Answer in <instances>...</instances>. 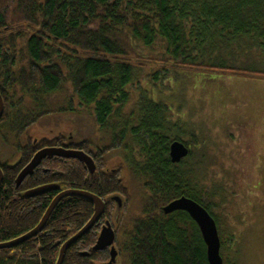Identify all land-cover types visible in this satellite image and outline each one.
Here are the masks:
<instances>
[{"label":"trees","instance_id":"1","mask_svg":"<svg viewBox=\"0 0 264 264\" xmlns=\"http://www.w3.org/2000/svg\"><path fill=\"white\" fill-rule=\"evenodd\" d=\"M260 39L264 0H0V132L20 152L16 164H1L0 242L34 228L58 190L77 189L99 196L105 210L67 249L62 264L109 259L107 250L92 249L105 220L116 229L115 264H209L193 219L181 210L165 214L162 207L181 196L192 198L218 227L216 194L199 168L202 159L194 158L191 144L197 143L185 130L187 122L171 121L165 99L153 93L161 95L159 84L179 68L264 73L226 65L221 51L235 44L244 55ZM242 54L230 58L240 60ZM78 111L88 133L82 134L83 126L77 133L48 129L50 135L33 144L32 130L46 118ZM175 139L189 148L177 163L169 156ZM45 146L83 150L95 171L75 158L51 157L16 185L19 171ZM115 156L120 163L109 168ZM44 184L58 190L25 196ZM111 195L123 200L122 207L107 201ZM92 213L85 198L64 197L41 233L0 249V264H54L60 245ZM234 236L219 235L222 252Z\"/></svg>","mask_w":264,"mask_h":264},{"label":"rangeland","instance_id":"2","mask_svg":"<svg viewBox=\"0 0 264 264\" xmlns=\"http://www.w3.org/2000/svg\"><path fill=\"white\" fill-rule=\"evenodd\" d=\"M263 40L244 55L241 47L227 45L221 50L226 65L264 72ZM240 53L243 56L238 60ZM233 54H237L234 61ZM175 73L159 84L161 95L156 91L158 85L151 88L155 98L165 99L171 121L187 122L185 130L195 136L197 144H191L194 158L202 159L199 168L216 194L212 210L219 218V235L224 239L235 235L229 249H220L223 264H264V73L240 74L210 67L179 68ZM78 112L46 118L32 134L41 136L46 131L50 135L48 129L81 132L83 113ZM84 129L82 134L91 128ZM18 151L0 132L1 161L14 163ZM119 163L115 156L107 165L116 168Z\"/></svg>","mask_w":264,"mask_h":264},{"label":"water","instance_id":"3","mask_svg":"<svg viewBox=\"0 0 264 264\" xmlns=\"http://www.w3.org/2000/svg\"><path fill=\"white\" fill-rule=\"evenodd\" d=\"M3 110L4 103L0 94V119L3 114ZM188 152V146H186L182 141L175 139L169 145V156L170 160L173 163L181 161V159L188 155ZM54 155L62 156L63 158H75L78 161L82 162L90 173H93L95 171V164L93 159L89 154H87L83 150L47 147L37 151L30 160V162L18 173L15 179L16 185H19L27 175H30L32 173L33 169L40 163L42 158ZM2 179L3 173L0 168V185ZM51 189H56V186L53 184L40 186L35 189L26 191L25 196L31 197ZM67 196H78L85 198L93 205V213L89 220L86 222V224L80 230H78L75 234H73L61 244L54 264H62L67 249L71 247L77 240H79L93 227V225L96 223V221L100 218V216L105 210V202L99 196L89 191L77 189H64L51 200L41 219L34 228L16 238L0 242V249L17 246L18 244L24 242L28 238H31L38 232H40L45 226L50 214L52 213L53 209L60 201V199ZM113 199L118 202L119 205L121 204V198L119 196H113ZM162 210L165 214L177 210L187 212L188 215L197 224L201 232L203 241L206 245V256L208 263L223 264V258L220 253L221 241L219 237L218 227L214 218L206 210L205 207H203L201 204H199L192 198L181 196L171 200L169 203L164 205L162 207ZM114 240L115 230L109 221H105V223L101 226L100 232L92 249L98 251L103 250L105 248H109V260L99 264L115 263L117 250L114 246ZM82 255H87V252H83Z\"/></svg>","mask_w":264,"mask_h":264},{"label":"flooded vegetation","instance_id":"4","mask_svg":"<svg viewBox=\"0 0 264 264\" xmlns=\"http://www.w3.org/2000/svg\"><path fill=\"white\" fill-rule=\"evenodd\" d=\"M43 132H44V131H43ZM48 132H50V131H48ZM47 136H49V135L46 133V131H45L44 133H42L41 136H33V138H32L33 144H35L38 140H40V139H42V138H45V137H47ZM47 147H50V148H63V146H60V147L45 146L44 148H47ZM16 148H17V147H16ZM41 149H43V148H40L39 150H41ZM17 150H18V148H17ZM39 150H37V151H39ZM37 151H36V152H37ZM36 152H35V153H36ZM18 153H20V152L18 151ZM35 153L33 154V156L35 155ZM33 156H32V157H33ZM19 157H20V155L18 156V159H17L14 163H12V164H10V163H8V162H5V161H1V159H0V168H1V164H3V165L6 164V165H8V166H11V165L16 164V163L18 162V160H19ZM51 157H55V159L60 158L61 160H63V157H62V156H55V155H54V156H46V157H44V158L41 159L40 163H39V164L33 169L32 173H31L30 175H32L33 173H36V171L39 170V168H40V164L42 163L43 160H45V159H49V158H51ZM31 159H32V158H31ZM31 159H30V160H31ZM29 162H30V161H29ZM29 162H28V163H29ZM25 166H26V165H25ZM25 166H24V167H25ZM24 167H23V168H24ZM23 168H22V169H23ZM22 169H21V170H22ZM1 170H2V168H1ZM21 170H20V171H21ZM20 171H19V172H20ZM2 173H3V172H2ZM27 176H29V175H27ZM27 176H26V177H27ZM26 177H25V178H26ZM25 178H24V179H25ZM24 179H23V180H24ZM23 180H22V181H23ZM46 185H52V184H46ZM41 186H45V184H44V185H41ZM38 187H40V186H38ZM35 188H37V187L31 188V189H29V190H32V189H35ZM55 190H58V187H56ZM27 191H28V190H27ZM62 191H63V189L58 190L57 194H59V193L62 192ZM25 192H26V191H25ZM45 192H46V191H45ZM24 194H25V193H24ZM40 194H42V193H40ZM57 194H56V195H57ZM37 195H39V194H37ZM37 195H36V196H37ZM56 195H55V196H56ZM34 196H35V195H34ZM55 196H54V197H55ZM113 196H116V195H111L107 201H111V200H112L114 203H116L117 207H122V205H123V200L121 199V204L119 205L118 202H116V201L113 199ZM117 196H118V195H117ZM28 197H29V196H28ZM54 197H53V198H54ZM53 198H52V199H53ZM61 199H63V198H61ZM61 199H60V200H61ZM105 221H107V220H105ZM104 223H105V222H104ZM44 227H45V226H44ZM44 227H43V229H44ZM112 227H113V226H112ZM43 229H42V230H43ZM42 230H41L40 232H38L36 235H38L39 233H41ZM114 230H115V236H116V229L114 228ZM34 236H35V235H34ZM57 244H58V243H56V245H57ZM60 246H61V245H60ZM114 246H115V240H114ZM59 248H60V247H59ZM15 250H16V249H14L13 252H14ZM103 250H107L108 253H109V248H105V249H103ZM88 254H89V253L87 252V255H83V256H88ZM108 260H109V259H108ZM108 260H107V261H108ZM115 263H116V261H115ZM115 263H114V264H115Z\"/></svg>","mask_w":264,"mask_h":264}]
</instances>
